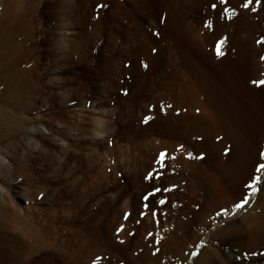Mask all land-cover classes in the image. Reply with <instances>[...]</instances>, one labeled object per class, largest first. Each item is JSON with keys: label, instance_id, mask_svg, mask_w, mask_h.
<instances>
[{"label": "rangeland", "instance_id": "rangeland-1", "mask_svg": "<svg viewBox=\"0 0 264 264\" xmlns=\"http://www.w3.org/2000/svg\"><path fill=\"white\" fill-rule=\"evenodd\" d=\"M178 3L187 14L181 26L189 21L199 41L207 43L157 28L152 13L138 3L136 28L124 11L133 7L129 0H62V17L52 9L26 36L20 80L30 95L4 103L6 120L0 125L3 220L19 236L34 231L27 245H16L21 264H176L186 255L197 230L191 216L182 217L191 194L180 176L200 168L174 164L171 152L160 146L166 138L153 129V110L167 93L173 62L178 83L196 66L210 73L213 82L206 93L215 103L221 100L230 147L221 186L211 171L204 172L218 208L186 263L215 229L235 222L246 228L249 214L264 217V138L258 134L264 129V0L256 1L250 19L244 10L249 8H242L245 0ZM142 23L152 24V30L142 29ZM144 35L149 44L142 41ZM196 114L178 102L176 125L182 126L181 116ZM162 125L170 131L166 121ZM234 135L245 147L241 161L232 153ZM172 141L166 142L179 140ZM214 158L213 153L204 156L213 171ZM206 196L201 193L191 210ZM244 200V207L235 208ZM8 207L18 212L17 219ZM262 225L259 238L231 245L228 264H264ZM27 248L36 252L29 255Z\"/></svg>", "mask_w": 264, "mask_h": 264}, {"label": "bare ground", "instance_id": "bare-ground-1", "mask_svg": "<svg viewBox=\"0 0 264 264\" xmlns=\"http://www.w3.org/2000/svg\"><path fill=\"white\" fill-rule=\"evenodd\" d=\"M129 1L133 4V7H129L128 5V7L126 6L127 9L125 8L124 11H127L126 13H129V16L134 20L136 28L141 19L135 11L138 10V5L136 6L138 3L141 4L143 10H148L152 13V23L155 24L157 28L163 25L168 32L176 38L183 36L190 38V41L195 44L205 43V38L199 41L198 37L195 35L197 31L195 33L191 31V26L188 24L189 21L186 24L182 23L181 26V18L185 20L187 14L185 15L184 11H182L183 8L181 9L178 5L179 0H136V3L134 0ZM245 1L246 3L248 2V0ZM256 1L257 0H251V3L248 5L249 7H247L249 9H244V6H240L246 11L248 17H253L254 9L252 8H255ZM60 7H62V0H0V125H3V122L6 120L1 116V114H3V109L6 108L4 107V103L10 102L11 100L13 101L12 103H17L23 99L24 96L30 95L23 91L24 85L20 80V68L25 58L24 50L20 48L22 43L26 42L24 40L29 32L33 30L37 20L39 19L41 23L40 26H42L43 21L47 19L52 9L56 10L55 13L62 17L64 13L59 10ZM75 7L77 12H79V6L75 5ZM117 7L122 10L124 8L122 4H118ZM250 9L253 10V12H251ZM138 16L140 19H138ZM250 18L251 17H249V19ZM64 24L70 26L73 22L67 21ZM142 26L144 30H152V24L148 25L147 23H142ZM197 33H199V31ZM146 35H144L142 41L149 44L151 40H149ZM143 51L145 53V50ZM141 61V64H153V60ZM193 64L194 63H189L188 65L192 66ZM170 67L171 78L166 85L168 87L167 93L165 96L161 95L159 103L156 104L153 110L157 121L155 122L156 127H153V129H155L157 134L166 138L163 140L164 142H161L160 146H162L163 149L167 148L169 152H171L175 160L174 164L180 165L182 169L191 168L193 164H197L200 168L199 170H195L196 172L194 173L189 172L181 174L180 176L182 180H186V187L188 186V192L191 194V199H189L191 201L187 204L188 210L182 217L185 219L187 215L191 216V221L196 225L197 230V235L188 244L186 255L178 257L176 260V264H188L186 260L190 259V252L193 251L195 245L201 241L202 237L206 235V230L209 228V224L207 223L210 222V219L212 220L218 208L217 195H215L213 188L210 189L207 187L208 183L207 179L205 180L206 176L204 172L206 170L211 171V176H213L215 182L221 186L224 176L228 174L226 170L230 165L227 162L228 155L230 154V147L227 142H225V138L228 135L225 132L222 124L223 118L218 109L221 100L215 103L211 100L213 97L210 98V96L207 95V91L209 87H212L210 85L213 82L212 78L209 77L210 73L207 70L199 68L200 66H196L198 69H193L191 67L192 70L184 73V81L178 83L176 79V63L173 62ZM161 72L162 71H160V73ZM176 87H180L179 93ZM215 94L216 93H214V95ZM211 95L213 94L211 93ZM178 102L180 105H185L189 110H193L195 114L197 113L195 116L191 117L186 115L181 116L179 122L182 123V126L179 127L176 125L178 123L176 116ZM164 114L167 116L163 117L162 115ZM98 118L97 115L93 117L95 121H98ZM163 120L169 124L170 131H164V129H162ZM152 131L155 132L154 130ZM237 135L231 138L233 140L232 146H234V152L232 151V153L236 158L235 160L241 161L246 151ZM202 139L206 141L205 146L209 148H205V146L202 145L203 143L198 142ZM167 140L179 141L175 144H168L166 142ZM208 153H213L215 156L213 163L214 171L212 169L210 170V168L205 165L206 161L204 162V156ZM195 160H197L198 163ZM193 161L195 163H193ZM227 163L229 164L228 167ZM203 192L207 195L203 205L192 211V207L195 206L196 201L201 199V193ZM2 209V205L0 204V264H21L23 261L20 260L21 258L15 250L16 245L20 243H26L27 245V240L32 238L34 231L30 234H27L29 232L20 233L19 236L16 230L17 228H15L13 224H9L3 220ZM7 209V212L16 219L18 218L17 211L9 207ZM249 215L246 219V228H243L241 222H235L219 227L211 232L209 242L203 245L195 257L190 260L191 264H228L225 255L232 244H240L244 243V241L250 242L259 238L262 232L264 217L262 215H257L255 217ZM24 222L27 225H31L29 219H25ZM244 232H247V234L245 235ZM109 243L113 245L111 240ZM34 250L35 248H27L29 255L31 253L34 254L36 252Z\"/></svg>", "mask_w": 264, "mask_h": 264}, {"label": "snow or ice", "instance_id": "snow-or-ice-1", "mask_svg": "<svg viewBox=\"0 0 264 264\" xmlns=\"http://www.w3.org/2000/svg\"><path fill=\"white\" fill-rule=\"evenodd\" d=\"M257 2H259V0H257ZM249 3H251V0H248V2L245 3L243 6H244L245 8H247L248 5H249ZM213 7H215V5H213ZM217 54H221V53H220V50H218V53H217ZM261 83H264V82H261ZM262 155H264V153H262ZM164 156H165V153L161 152V153H160V158H159V161H160L161 164L163 163ZM260 168H261V169H264V165H261ZM252 187H253V192H255V187H254V186H252ZM245 204H246V200L242 201L241 203H237V204L235 205V208L240 209V208L244 207ZM225 211H226V210H225Z\"/></svg>", "mask_w": 264, "mask_h": 264}, {"label": "crops", "instance_id": "crops-1", "mask_svg": "<svg viewBox=\"0 0 264 264\" xmlns=\"http://www.w3.org/2000/svg\"><path fill=\"white\" fill-rule=\"evenodd\" d=\"M259 128V127H258ZM259 130H261V128H259ZM258 134H259V136L261 137V138H259L260 140L261 139H263L264 138V129H262V131L261 132H258ZM258 139V140H259ZM263 142H264V140H263Z\"/></svg>", "mask_w": 264, "mask_h": 264}]
</instances>
